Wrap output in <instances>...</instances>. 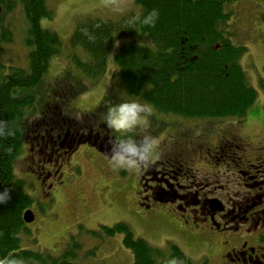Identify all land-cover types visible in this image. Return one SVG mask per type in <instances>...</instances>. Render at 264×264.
Listing matches in <instances>:
<instances>
[{
    "label": "rangeland",
    "instance_id": "1",
    "mask_svg": "<svg viewBox=\"0 0 264 264\" xmlns=\"http://www.w3.org/2000/svg\"><path fill=\"white\" fill-rule=\"evenodd\" d=\"M48 5L54 16L51 20L44 19L42 27L56 32L65 45L51 59L43 81L36 87L19 90L17 94L19 97L32 95L36 98V110L25 116L26 121H19L22 124L19 128L24 131L23 141L20 154L13 162L17 178L29 183L26 191L34 198L31 210L36 214L35 222L27 224L29 233L23 236L21 248L46 251L57 257L62 255L74 236L83 245L76 260L80 264H134L133 253L123 243L124 235L100 240L90 234L91 231L101 232L103 226L113 227L125 222L131 226L136 237L145 239L151 245L165 249L169 243H174L193 262H202L205 238L180 234L164 218H155L152 212L139 207V174L113 169L106 151L88 144L75 150L74 145L69 144L75 153H72L71 163H65L68 169L61 179L44 180L45 177L35 170L37 167L30 158L32 149L41 160L52 157L50 148L46 150L41 142L36 146L38 141L33 138L35 128L48 122V116L51 117L48 111L52 110L55 119L62 122L66 119L71 124L100 129L102 116L109 106L137 99L129 97L122 87L115 56L134 41L150 42L139 36L117 39L108 56L107 71L93 84L89 79L74 74L69 59L70 37L77 25L88 18L118 21L132 13L139 14L136 0H48ZM107 5L122 6L124 12L113 11ZM225 11L230 14L227 31L232 33L231 40L236 45L246 48L241 65L251 86L258 92L248 115L243 119L194 121L154 111L150 128L146 133L140 130L137 133L158 136L160 152L164 145L174 141L171 147H180L185 151L183 155L190 167L205 171L207 167L204 163L211 162L205 160L204 152L206 147L219 141L222 128L239 130L254 144L264 140V0H237L228 4ZM3 24L12 30L14 39L12 43L4 44L0 31V85L6 81L12 68L28 70L30 53L26 46L29 22L23 7L18 6L7 14ZM111 136L115 134L111 132ZM208 158L213 161L212 157ZM54 166V162H47L46 171Z\"/></svg>",
    "mask_w": 264,
    "mask_h": 264
},
{
    "label": "trees",
    "instance_id": "2",
    "mask_svg": "<svg viewBox=\"0 0 264 264\" xmlns=\"http://www.w3.org/2000/svg\"><path fill=\"white\" fill-rule=\"evenodd\" d=\"M235 1L136 0L139 14L132 13L118 21L88 18L77 25L69 39L74 74L97 83L108 69V56L117 39L139 36L150 42L125 45L114 59L121 85L129 97L150 103L159 114L194 121L243 119L255 104L258 92L241 65L246 48L236 45L231 40L232 33L227 31L230 14L225 8ZM18 6L23 7L29 22V68H12L0 85V121L14 130L12 135L0 134V191L11 192V199L0 203V259L14 254L22 257L25 264H80L76 260L83 245L74 236L57 257L46 251L21 248L23 236L29 233L24 214L31 209L34 198L26 191L29 183L15 175L13 162L23 141L19 121H26L25 116L36 110V98L17 94L43 81L51 59L65 44L56 32L42 27L44 19L54 16L48 0H0L4 44L12 43L14 34L3 22ZM152 8L160 12L154 28L128 23L130 17ZM102 229L90 234L100 240L124 235L123 243L133 253L134 264H209L193 262L174 243L165 249L155 247L136 237L125 222Z\"/></svg>",
    "mask_w": 264,
    "mask_h": 264
},
{
    "label": "flooded vegetation",
    "instance_id": "3",
    "mask_svg": "<svg viewBox=\"0 0 264 264\" xmlns=\"http://www.w3.org/2000/svg\"><path fill=\"white\" fill-rule=\"evenodd\" d=\"M48 112L51 117L34 127L33 138L36 146L41 142L50 148L52 157L41 160L33 149L30 154L44 180L61 179L68 169L65 163H71L82 145L100 148L109 156L114 132L104 123L95 130L62 122ZM221 132L219 141L204 152L211 162L204 163L206 171L190 167L185 151L171 147L174 141L164 145L160 158L138 176L137 203L180 234L205 238L202 260L209 264H264V140L254 144L239 130ZM47 162H54L55 169L46 171Z\"/></svg>",
    "mask_w": 264,
    "mask_h": 264
},
{
    "label": "clouds",
    "instance_id": "4",
    "mask_svg": "<svg viewBox=\"0 0 264 264\" xmlns=\"http://www.w3.org/2000/svg\"><path fill=\"white\" fill-rule=\"evenodd\" d=\"M113 11L123 13L122 6L107 5ZM160 12L152 8L146 13L134 15L128 23L135 25L155 27L159 21ZM153 106L148 102L137 99H129L112 104L102 116L103 123L111 129L115 136L111 141V152L108 161L113 169H123L140 174L153 162L160 158V138L150 133L138 135V130L146 133L151 126ZM13 129L8 128L6 122L0 121V134L12 135ZM11 199L9 189L0 191V203H6ZM0 264H25L22 257L9 254L0 259Z\"/></svg>",
    "mask_w": 264,
    "mask_h": 264
},
{
    "label": "water",
    "instance_id": "5",
    "mask_svg": "<svg viewBox=\"0 0 264 264\" xmlns=\"http://www.w3.org/2000/svg\"><path fill=\"white\" fill-rule=\"evenodd\" d=\"M36 220V215L34 214V212L30 209L27 210L24 214V221L26 224H30L35 222Z\"/></svg>",
    "mask_w": 264,
    "mask_h": 264
}]
</instances>
